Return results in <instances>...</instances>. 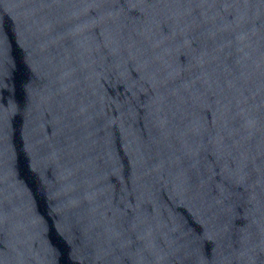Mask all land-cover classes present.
Instances as JSON below:
<instances>
[{
	"label": "water",
	"instance_id": "95a60500",
	"mask_svg": "<svg viewBox=\"0 0 264 264\" xmlns=\"http://www.w3.org/2000/svg\"><path fill=\"white\" fill-rule=\"evenodd\" d=\"M0 264H264V0H0Z\"/></svg>",
	"mask_w": 264,
	"mask_h": 264
}]
</instances>
